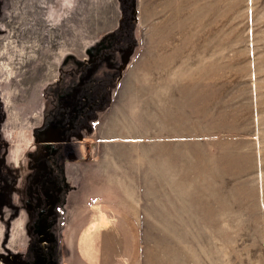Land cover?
Instances as JSON below:
<instances>
[{
    "label": "rangeland",
    "instance_id": "rangeland-1",
    "mask_svg": "<svg viewBox=\"0 0 264 264\" xmlns=\"http://www.w3.org/2000/svg\"><path fill=\"white\" fill-rule=\"evenodd\" d=\"M130 207L112 264H264V0H0V264Z\"/></svg>",
    "mask_w": 264,
    "mask_h": 264
},
{
    "label": "crops",
    "instance_id": "crops-1",
    "mask_svg": "<svg viewBox=\"0 0 264 264\" xmlns=\"http://www.w3.org/2000/svg\"><path fill=\"white\" fill-rule=\"evenodd\" d=\"M124 194L126 197L121 198L128 201H143L144 199L139 192L134 190L126 191ZM121 198L119 197V199ZM104 200L113 201V197H104ZM129 209V213H126V215H122L123 212L114 211V209L110 210L109 213L107 212L103 216H97L92 222L98 226L97 237L99 236V245L97 248L99 264H112L123 256L126 249V230L123 226L132 224L131 219L135 217L134 214L131 215L132 208L130 207ZM106 210L108 209H104V211ZM133 223H137V221H133ZM65 224H67V220ZM102 239H104V245L101 242Z\"/></svg>",
    "mask_w": 264,
    "mask_h": 264
},
{
    "label": "trees",
    "instance_id": "trees-1",
    "mask_svg": "<svg viewBox=\"0 0 264 264\" xmlns=\"http://www.w3.org/2000/svg\"><path fill=\"white\" fill-rule=\"evenodd\" d=\"M63 217H60V219L58 220V223H60V225H63V221H64V218Z\"/></svg>",
    "mask_w": 264,
    "mask_h": 264
}]
</instances>
